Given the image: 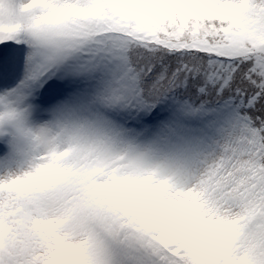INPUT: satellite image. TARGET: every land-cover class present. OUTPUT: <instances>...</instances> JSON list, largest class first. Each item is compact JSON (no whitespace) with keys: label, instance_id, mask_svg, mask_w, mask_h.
I'll use <instances>...</instances> for the list:
<instances>
[{"label":"snow or ice","instance_id":"6c2138e0","mask_svg":"<svg viewBox=\"0 0 264 264\" xmlns=\"http://www.w3.org/2000/svg\"><path fill=\"white\" fill-rule=\"evenodd\" d=\"M0 264H264V0H0Z\"/></svg>","mask_w":264,"mask_h":264}]
</instances>
